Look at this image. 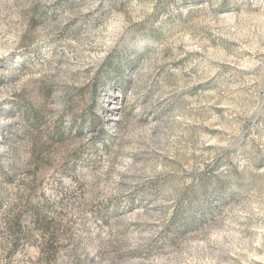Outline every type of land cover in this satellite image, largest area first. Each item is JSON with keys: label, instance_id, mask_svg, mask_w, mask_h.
Wrapping results in <instances>:
<instances>
[{"label": "rangeland", "instance_id": "1", "mask_svg": "<svg viewBox=\"0 0 264 264\" xmlns=\"http://www.w3.org/2000/svg\"><path fill=\"white\" fill-rule=\"evenodd\" d=\"M0 264H264V0H0Z\"/></svg>", "mask_w": 264, "mask_h": 264}, {"label": "trees", "instance_id": "2", "mask_svg": "<svg viewBox=\"0 0 264 264\" xmlns=\"http://www.w3.org/2000/svg\"><path fill=\"white\" fill-rule=\"evenodd\" d=\"M115 68V67H114ZM113 81H118V83L120 84L121 82H124L125 83V80H124V72L123 71H118L116 72V74L114 75ZM39 113H37V111L35 109H32L31 112H30V116L31 118H33L35 121L36 120H39ZM56 133L57 135L60 137L61 136V133L59 131V129L56 130ZM112 136V133H109L105 138H103V143H104V146L105 147H108L114 140ZM36 157L37 158H40L38 152L36 154ZM34 217L36 219V223L37 224H40L41 226L45 225L47 222H46V219L45 217H42L38 211L34 212ZM20 225H19V222L16 221L14 224H13V228H18ZM45 247V246H44ZM44 247H42L41 249H43ZM42 253L47 257H51L53 255V250L48 248V249H44V250H41Z\"/></svg>", "mask_w": 264, "mask_h": 264}]
</instances>
